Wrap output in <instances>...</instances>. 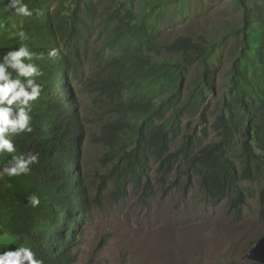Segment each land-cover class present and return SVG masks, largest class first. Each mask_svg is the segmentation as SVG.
Returning <instances> with one entry per match:
<instances>
[{"label":"trees","instance_id":"obj_1","mask_svg":"<svg viewBox=\"0 0 264 264\" xmlns=\"http://www.w3.org/2000/svg\"><path fill=\"white\" fill-rule=\"evenodd\" d=\"M82 1L74 0L69 8L63 2L53 10L52 0H23L39 12L23 18L4 11L7 0L0 2V56L21 43L45 54L35 61L43 72L38 80L43 91L32 105L34 131L13 138L17 155L38 150L40 159L28 175H0V229L16 237L8 247L29 246L44 264L76 263L74 249L94 204L82 177L87 128L69 76L76 69L73 56L79 55L80 44L87 46L95 38L84 27ZM235 1L243 19L232 32L238 41L219 95L212 60L223 51L224 42L183 36L157 47L144 19L135 21L133 11L105 14L106 29L133 42V51L110 61L100 82L108 120L99 141L109 149L104 164L111 169L101 177L99 192L112 186L118 202L132 187L145 202L155 194L150 172L156 166L159 186L175 175V181L162 189L164 197L180 177L186 178L185 191L195 178L209 205L225 201L239 214L247 203L242 184L257 182L259 219L264 223V18L252 16L249 0ZM21 29L27 36L24 41L15 36ZM52 49L57 54L48 58ZM194 67L191 82L188 74ZM134 88L137 91L127 100ZM210 99L216 100L218 110L213 124L217 141L204 145ZM195 119L202 135L182 136L184 121L191 124ZM179 138L180 146L172 151ZM8 159L0 156V165L6 166ZM33 193L41 200L35 209L27 203Z\"/></svg>","mask_w":264,"mask_h":264},{"label":"rangeland","instance_id":"obj_2","mask_svg":"<svg viewBox=\"0 0 264 264\" xmlns=\"http://www.w3.org/2000/svg\"><path fill=\"white\" fill-rule=\"evenodd\" d=\"M52 1L53 10L63 2L68 8L74 5V0ZM254 1L264 7V0H249L252 16L264 18V11L260 12ZM81 7L86 20L84 27L95 38L87 46L80 44L79 55L73 56L76 69L69 76L87 128L82 177L94 204L74 249L75 264H255L245 257L264 237V223L259 219L261 186L257 182L242 184L247 203L239 214L231 211L225 201L209 205L195 178L185 191L186 178L180 177L177 186L164 197L162 189L175 181V175L164 187L159 186L156 166L150 172L155 194L145 202L132 187L128 197L118 202L112 195V186L99 192L101 177L107 176L111 169V165L104 164L109 149L99 141L102 126L108 120L100 82L110 61L122 57L126 50L133 51V42L118 39L110 28L106 29L105 14L133 11L135 21L144 19L157 47L183 36L195 39L204 36L210 41L224 42L223 51H217L212 60L219 95L230 69L231 51L238 41L232 32L242 24L241 8L235 0H83ZM115 40L118 44L112 46ZM195 69L188 74L191 82L195 81ZM136 91L134 88L128 92L127 100ZM157 96L159 100L160 95ZM217 112L216 100L210 99L204 145L217 141L213 132ZM200 129L197 119L191 124L185 120L181 135L201 136ZM180 144L181 138L172 145V151Z\"/></svg>","mask_w":264,"mask_h":264},{"label":"clouds","instance_id":"obj_3","mask_svg":"<svg viewBox=\"0 0 264 264\" xmlns=\"http://www.w3.org/2000/svg\"><path fill=\"white\" fill-rule=\"evenodd\" d=\"M4 11L21 18L31 17L33 12L39 15L38 10H30L23 0H7ZM0 28H3L2 23ZM15 36L20 41L27 38L22 29L17 31ZM56 54V50L52 49L47 52V57L52 58ZM44 56V53L33 51L23 43L0 56V156L10 157L6 166L0 165V175L9 178L28 175L31 167L40 159L38 150L17 155L13 138L34 131L32 105L41 97L43 91L42 84L38 82L43 72L35 61L44 59ZM27 203L35 209L39 207L41 200L33 193L27 197ZM15 241L16 237L12 233L0 229V264H44L29 246L8 247Z\"/></svg>","mask_w":264,"mask_h":264},{"label":"water","instance_id":"obj_4","mask_svg":"<svg viewBox=\"0 0 264 264\" xmlns=\"http://www.w3.org/2000/svg\"><path fill=\"white\" fill-rule=\"evenodd\" d=\"M245 258L252 262L264 264V237L257 241L256 245Z\"/></svg>","mask_w":264,"mask_h":264}]
</instances>
